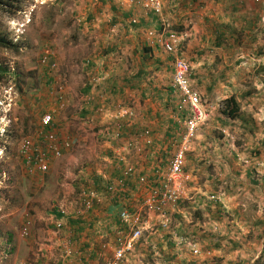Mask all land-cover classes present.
<instances>
[{
  "label": "rangeland",
  "instance_id": "374dc122",
  "mask_svg": "<svg viewBox=\"0 0 264 264\" xmlns=\"http://www.w3.org/2000/svg\"><path fill=\"white\" fill-rule=\"evenodd\" d=\"M161 3L171 23L157 35L179 34L178 50L191 66L204 119L188 145L184 200L169 217L170 229L161 226L159 215H152V230L128 264H264V0ZM16 5L15 13L0 7V31L20 47L16 52L0 46V68L8 70L0 71V264H41L40 249L52 245L49 238L61 236L57 209L78 200L80 178L90 184L92 176L111 164L89 152L94 146L90 139H76L73 151L53 161L44 174L26 167L21 143L37 139L44 114L60 121L58 116L70 119L80 109L78 101L70 100L86 81L89 57L98 48L93 33L100 30L87 19L88 5H138L146 15L153 10L139 0H16ZM207 28L216 33L202 39L201 31ZM190 30L193 39L186 50L183 35ZM47 53L57 63L52 74L67 87L66 105L59 114L43 111L60 103L41 65ZM158 56V61L128 58L126 67L135 71L141 58L164 92L161 85L173 84V58L165 52ZM12 71L24 76L18 80L10 76ZM157 89V100H163ZM233 97L240 106L235 120L223 114L225 101ZM168 108V114L174 113ZM85 127L90 130L84 122L78 131L84 134ZM156 151L163 165L167 149ZM140 157L146 164L150 159L146 153ZM25 229L27 237L22 236Z\"/></svg>",
  "mask_w": 264,
  "mask_h": 264
},
{
  "label": "crops",
  "instance_id": "0c3cea01",
  "mask_svg": "<svg viewBox=\"0 0 264 264\" xmlns=\"http://www.w3.org/2000/svg\"><path fill=\"white\" fill-rule=\"evenodd\" d=\"M103 1L105 0H102V3ZM190 6L192 5H186L185 8ZM88 11L90 13L87 19L93 22L90 24L91 27L98 26L100 28V30L97 28L93 33V40H95L98 48L94 51L95 56L93 58L89 57L90 60H88V67L85 71L87 78L83 87L79 89V94L73 93L76 98L70 100V102L78 101L75 106L80 109L73 113L70 119H65V114L62 118L58 116L59 122L64 130L70 128V134H74L75 140L90 139L94 146L91 147L89 152L111 164L110 169L105 166L102 172L100 170L91 177L95 184L102 183L103 175L114 179H122V167L120 163L115 161L120 146L124 142L136 138L137 133L150 129L152 131L150 138L152 142L146 145L143 150L150 157L147 164L138 155H128V158H126L135 163L138 175H147L150 180L154 181L158 178V166L157 162L153 161L155 159L153 153L157 152L158 149L169 151L171 141L174 140L173 126L175 118L174 114H168V104L172 97V83L169 86L161 85L165 87L163 92L162 87H159V80L150 77V73L147 74V66L144 65V61L141 63V58L138 59L139 63L137 65L139 66L135 71L126 67L128 61L126 59L133 58L134 60L142 56V59L155 57L158 61L159 53L162 55L164 50L159 42L155 40L157 33L164 30L163 27L169 26V23H171L169 12L164 10L162 17L154 13L146 15L138 5H88ZM116 30L119 33H116ZM152 30L155 32L153 37L150 35V32H153ZM201 32L203 34L202 39L209 33H216L214 30L209 32L208 28ZM177 36H179L178 33ZM183 36L188 42L184 43L187 50L193 39L192 31L190 30ZM100 47H102V50ZM180 55H185L182 54V49ZM142 70H144L143 76L140 75ZM148 75L149 78H147ZM157 88H160L158 92L163 100H157L155 94ZM70 89L73 90L72 87ZM59 108L60 105L54 102L53 107L46 106L43 111L48 112L47 110L54 109L59 114L58 112L61 111ZM120 112H132L133 116L127 115L124 119L117 118ZM84 122L85 126L90 127V130L87 131L85 127L83 134L78 131V128ZM117 125L122 126L124 130L121 133L122 139L114 141L108 134L116 131ZM75 129L77 131H73ZM72 151L73 149L69 152ZM69 152L65 154V157ZM144 152H142L143 155ZM85 154L86 158L89 157L87 153ZM123 154L125 155V153ZM135 158H137V161L134 160ZM82 179H79L76 187L79 188L80 185L86 183L84 182L85 179ZM133 184L135 185V181H132ZM131 198L137 200L140 195L136 193ZM134 202L136 201H133L132 204ZM70 205L71 207L67 203L61 204L67 215H63L60 219L63 218L66 222V230L69 233L72 232L77 250L84 257L86 264H96L94 255L87 257V252L105 240H114L116 214L121 207L113 201H107L103 206H99L91 212L87 219H84L81 216L82 210L79 198L75 204L71 203ZM64 234L65 232H61L60 237L49 238L52 245L43 246L42 250L46 254V258L42 259L43 264H51V262L54 264H62L63 262L80 264L75 259L67 258V260L61 255L60 246L63 243ZM42 261H40L41 264Z\"/></svg>",
  "mask_w": 264,
  "mask_h": 264
},
{
  "label": "built area",
  "instance_id": "2783aa9c",
  "mask_svg": "<svg viewBox=\"0 0 264 264\" xmlns=\"http://www.w3.org/2000/svg\"><path fill=\"white\" fill-rule=\"evenodd\" d=\"M142 1L146 5L141 6L150 8L158 16L163 14L161 0H139V2ZM150 35L153 37L155 32H150ZM156 38L164 52L173 58L172 89L175 96L181 97L179 108L180 111L185 112L186 117L178 120L180 130H178L174 140L171 141L173 150L166 151L163 155L164 166L159 163L162 160L158 161L157 157L154 159L158 166V178L156 180H150L147 175H138L135 163L127 159L128 155H142L144 147L151 144L152 131L146 129L137 133L136 138L124 142L116 154L115 161L120 163L122 167V179H114L103 175L102 183L99 185L93 182L90 184L86 182L81 186L79 201L82 210L81 216L84 219H87L91 212L97 207L103 206L107 201H113L121 207L116 214L114 240H105L87 252V257L94 255L96 264H128L137 245L142 242L145 233L152 230L150 226L151 216L159 215L161 226L169 230L171 225L169 217L184 200L182 184L186 179L185 166L189 150L188 145L197 136L204 119V110L201 97L191 83V66L188 61L180 56V51L178 50L179 37L176 33L169 32L164 36L157 35ZM41 65L44 67L50 66L51 71L57 67V63L53 60L50 53L42 57ZM55 77L56 80L52 83V86L54 85L58 94L59 109L62 111L66 105L65 94L67 87L62 83L61 77L56 75ZM127 115L133 116V113L120 112L117 118L124 119ZM116 127V131L108 135L112 140L119 141L122 139L121 133L124 129L119 125ZM36 138V140L25 138L21 143L20 152L28 169L44 174L48 173L53 161L62 159L67 152L73 149L75 141L74 134L65 133L60 122L52 113H46L41 117L40 130ZM132 181H135V185H132ZM136 193L140 195L137 200L131 198ZM133 201L138 204L135 206V202L132 204ZM57 210H59L60 214L67 215L64 207H59ZM66 225L63 218L56 223L57 230L65 232L63 243L60 246L61 255L65 259H75L80 264H86L84 257L77 250L72 232L69 233L66 230ZM151 225L153 226V223ZM22 236H28L27 229L22 232ZM180 239L183 241V238ZM42 248L40 249L41 256L46 258ZM62 264L69 263L63 262Z\"/></svg>",
  "mask_w": 264,
  "mask_h": 264
},
{
  "label": "trees",
  "instance_id": "16d2710c",
  "mask_svg": "<svg viewBox=\"0 0 264 264\" xmlns=\"http://www.w3.org/2000/svg\"><path fill=\"white\" fill-rule=\"evenodd\" d=\"M0 7L3 8L4 10H7V12L15 13V12H17L15 8H17L18 5H16V0H0ZM219 44L222 45V42H220ZM0 46L3 48L13 49L16 52H19V50H20V47L18 45H16L13 42V40L9 39L7 35H4V33H2L1 31H0ZM44 68L47 71V73H46L47 84L51 85L56 80L55 79L56 77L54 74H52V71L50 70L51 69L50 66H48V67L45 66ZM0 71H3L4 74H7L5 72H8L7 68H5V69L0 68ZM140 75L141 76L144 75V70H142ZM10 76L11 77L15 76L16 78H18V80H20V77L24 76V74L21 71H14V72L12 71ZM26 82L27 81H25V83ZM171 93H172V97H171L170 102H169V107L173 108L174 113H172V114L177 115L178 120L185 119V117H186L185 112L180 111V108H179L181 105V97L175 96L173 89L171 90ZM225 104H226V108L223 110V114L225 116H227L229 119H233V120L237 119V117H239V113H240V106H239V103L236 100V98L233 97V98L226 100ZM178 120L177 121L175 120V122H174L173 131L176 129L180 130V123L178 122ZM177 133H178V131H176L175 134L173 133V135H174L173 139L175 138ZM179 140H181V139H179ZM169 150L170 151L173 150L172 145L169 148ZM62 216H63L62 214H60V213L58 214L59 218H61Z\"/></svg>",
  "mask_w": 264,
  "mask_h": 264
},
{
  "label": "clouds",
  "instance_id": "9594fccd",
  "mask_svg": "<svg viewBox=\"0 0 264 264\" xmlns=\"http://www.w3.org/2000/svg\"><path fill=\"white\" fill-rule=\"evenodd\" d=\"M154 13V12H153ZM155 14V13H154ZM158 16V15H157Z\"/></svg>",
  "mask_w": 264,
  "mask_h": 264
}]
</instances>
